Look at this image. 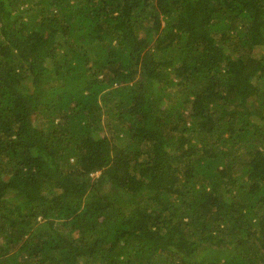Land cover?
<instances>
[{"label":"trees","instance_id":"16d2710c","mask_svg":"<svg viewBox=\"0 0 264 264\" xmlns=\"http://www.w3.org/2000/svg\"><path fill=\"white\" fill-rule=\"evenodd\" d=\"M0 264H264V0H0Z\"/></svg>","mask_w":264,"mask_h":264},{"label":"rangeland","instance_id":"374dc122","mask_svg":"<svg viewBox=\"0 0 264 264\" xmlns=\"http://www.w3.org/2000/svg\"><path fill=\"white\" fill-rule=\"evenodd\" d=\"M257 55V54H256Z\"/></svg>","mask_w":264,"mask_h":264}]
</instances>
